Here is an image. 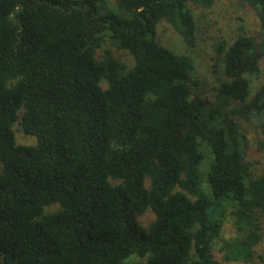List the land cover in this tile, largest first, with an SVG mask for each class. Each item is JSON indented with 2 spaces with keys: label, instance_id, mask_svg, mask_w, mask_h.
<instances>
[{
  "label": "trees",
  "instance_id": "16d2710c",
  "mask_svg": "<svg viewBox=\"0 0 264 264\" xmlns=\"http://www.w3.org/2000/svg\"><path fill=\"white\" fill-rule=\"evenodd\" d=\"M243 1L264 31V0ZM114 2L0 0V264H222L228 213L224 259L250 260L264 173L237 117L264 113V82L249 97L247 78L264 37L217 43L225 79L209 100L192 6L215 0ZM162 22L182 50L157 40ZM16 122L34 144L15 141Z\"/></svg>",
  "mask_w": 264,
  "mask_h": 264
},
{
  "label": "rangeland",
  "instance_id": "374dc122",
  "mask_svg": "<svg viewBox=\"0 0 264 264\" xmlns=\"http://www.w3.org/2000/svg\"><path fill=\"white\" fill-rule=\"evenodd\" d=\"M108 4L114 7V0H107ZM192 11L197 24L196 47L193 50L198 76L205 80L204 97L212 100L213 86L218 84V80L225 79L222 72L221 57L218 56L216 46L219 41L231 42L239 34L246 33L264 37V31L259 25V20L255 11L243 0H215L209 9L192 6ZM157 40L167 47L182 50V42L174 29L166 22L159 24L157 28ZM104 47L110 48L115 55L121 57L126 62L132 61L131 55L124 50H117L109 44ZM247 78L250 82L252 96L256 88L264 82V59L259 61V71L256 74H249ZM21 110L18 111L20 116ZM240 124V134L242 146L246 154V159L254 175L264 173V113L256 114L249 119L238 118ZM14 138L17 143L34 144L35 138L26 135L21 130L18 122L13 125ZM207 155V148H203ZM57 209V205L46 207V212ZM259 232L261 233L259 243L255 246L252 257L248 261H226L224 251L220 248L225 241L234 240L236 230L234 217L228 213L223 222V229L220 237L214 241L213 252L217 260L222 264H264V212L255 213ZM143 227H147L154 220V213L148 209L138 218ZM136 259V258H133Z\"/></svg>",
  "mask_w": 264,
  "mask_h": 264
}]
</instances>
